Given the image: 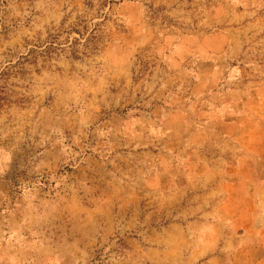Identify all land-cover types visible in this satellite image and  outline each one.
<instances>
[{
	"label": "rangeland",
	"instance_id": "rangeland-1",
	"mask_svg": "<svg viewBox=\"0 0 264 264\" xmlns=\"http://www.w3.org/2000/svg\"><path fill=\"white\" fill-rule=\"evenodd\" d=\"M0 264H264V0H0Z\"/></svg>",
	"mask_w": 264,
	"mask_h": 264
}]
</instances>
